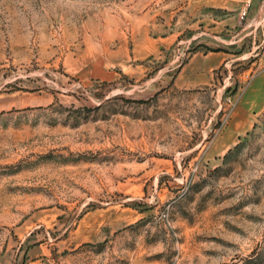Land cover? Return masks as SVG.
I'll list each match as a JSON object with an SVG mask.
<instances>
[{"label":"rangeland","instance_id":"1","mask_svg":"<svg viewBox=\"0 0 264 264\" xmlns=\"http://www.w3.org/2000/svg\"><path fill=\"white\" fill-rule=\"evenodd\" d=\"M263 20L264 0H0V264H264V108L219 146ZM221 51L211 84L174 86Z\"/></svg>","mask_w":264,"mask_h":264},{"label":"crops","instance_id":"2","mask_svg":"<svg viewBox=\"0 0 264 264\" xmlns=\"http://www.w3.org/2000/svg\"><path fill=\"white\" fill-rule=\"evenodd\" d=\"M244 7L245 5H243L242 10ZM249 26L244 27L241 32L244 33ZM257 29H259V26L245 33L243 38L247 35H252ZM204 43L208 44L209 42L206 41ZM218 53L217 60L212 63L206 60L209 55L204 56L200 52L195 53L174 77V86L186 89L211 84L212 80H214V69L222 66L229 60V53L225 51ZM247 89V94L239 99L233 109L229 123L221 136L219 146L222 149H225L231 142L246 133L253 125L251 114L255 110L258 111L264 108V77L260 76L254 79Z\"/></svg>","mask_w":264,"mask_h":264},{"label":"built area","instance_id":"3","mask_svg":"<svg viewBox=\"0 0 264 264\" xmlns=\"http://www.w3.org/2000/svg\"><path fill=\"white\" fill-rule=\"evenodd\" d=\"M248 11V4L243 8L241 11V17L244 18L245 15L247 14ZM260 45H264V20H263V25L261 26V35H260Z\"/></svg>","mask_w":264,"mask_h":264}]
</instances>
